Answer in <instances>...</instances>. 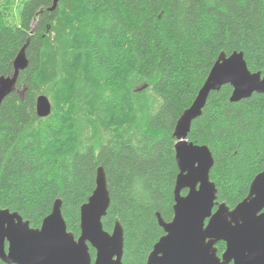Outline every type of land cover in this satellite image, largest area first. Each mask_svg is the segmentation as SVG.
Listing matches in <instances>:
<instances>
[{
  "label": "trees",
  "instance_id": "16d2710c",
  "mask_svg": "<svg viewBox=\"0 0 264 264\" xmlns=\"http://www.w3.org/2000/svg\"><path fill=\"white\" fill-rule=\"evenodd\" d=\"M0 0V78L28 67L0 104V209L38 229L56 201L78 239L102 169L103 228L124 230V264H147L174 217L176 126L220 55L264 74V0ZM210 94L188 141L214 158L216 204L234 210L264 167V94ZM40 95L52 114L39 118ZM187 191H183L185 196ZM221 257L226 245H217ZM92 259L96 251L90 249ZM0 264H6L0 259Z\"/></svg>",
  "mask_w": 264,
  "mask_h": 264
},
{
  "label": "water",
  "instance_id": "95a60500",
  "mask_svg": "<svg viewBox=\"0 0 264 264\" xmlns=\"http://www.w3.org/2000/svg\"><path fill=\"white\" fill-rule=\"evenodd\" d=\"M61 0H53L50 12ZM226 62L231 71L218 72ZM25 48L14 61L11 77L0 78V104L13 93L21 72L28 67ZM250 79L241 80V75ZM230 85L231 102L238 103L254 94H264V74L252 73L243 53L220 55L192 106L181 116L174 133L179 174L175 186L174 217L166 223L158 214L165 235L155 245L147 264H264V187L255 179L249 196L234 210L216 204L217 188L210 180L214 158L207 146L188 141L192 122L199 118L211 93ZM39 118L53 111L50 99L40 95L36 101ZM198 149V159L189 164L177 151L179 145ZM187 191L185 196L183 191ZM110 206L105 175L99 169L97 188L81 208V235L77 239L62 215V203L56 201L52 213L38 229L17 213L0 209V259L6 264H124V230L116 223L112 233L103 228ZM217 210L214 212V208ZM55 219V227L51 223ZM226 244L220 257L216 245ZM96 251L93 261L90 249Z\"/></svg>",
  "mask_w": 264,
  "mask_h": 264
},
{
  "label": "snow or ice",
  "instance_id": "6c2138e0",
  "mask_svg": "<svg viewBox=\"0 0 264 264\" xmlns=\"http://www.w3.org/2000/svg\"><path fill=\"white\" fill-rule=\"evenodd\" d=\"M228 63L229 62H226L225 64V67L224 68H217V71L218 72H225V71H231L232 69H230L228 67ZM240 79L243 81V80H247V79H250L249 77L245 75H241ZM177 151L181 154L182 156V162H183V158H187L189 164H192V163H195L196 160L198 159V156H197V152H198V149L196 147H192V146H189V147H184L182 144L179 145L177 147ZM255 185L257 186V188H261V187H264V167H262L261 169V172L258 174V176L256 177L255 179ZM53 224V227H55V219L53 218V221L51 222Z\"/></svg>",
  "mask_w": 264,
  "mask_h": 264
},
{
  "label": "flooded vegetation",
  "instance_id": "af4514ba",
  "mask_svg": "<svg viewBox=\"0 0 264 264\" xmlns=\"http://www.w3.org/2000/svg\"><path fill=\"white\" fill-rule=\"evenodd\" d=\"M217 210V206L214 208V212ZM222 243V242H221ZM219 244V243H218ZM217 244V245H218ZM225 244V243H224ZM217 245H216V248H217ZM226 245V244H225ZM226 251V250H225ZM222 257V256H221Z\"/></svg>",
  "mask_w": 264,
  "mask_h": 264
}]
</instances>
